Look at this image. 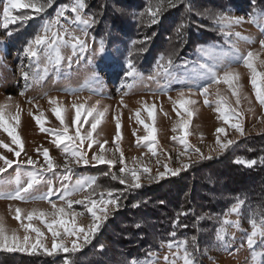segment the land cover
Wrapping results in <instances>:
<instances>
[{"label":"rangeland","instance_id":"rangeland-1","mask_svg":"<svg viewBox=\"0 0 264 264\" xmlns=\"http://www.w3.org/2000/svg\"><path fill=\"white\" fill-rule=\"evenodd\" d=\"M22 2L27 3L26 0H22ZM3 3L4 0H0V104L5 103L7 98L11 97L13 107L11 109H5V122L10 126L16 127L17 133L22 139L24 151L21 152L19 157H16L14 151H9L0 146V156L14 161L11 167H7L5 172L0 173V193L15 191L16 185L12 181H14L18 172L22 185L27 184L29 179L28 174L30 172H39L38 179L40 180L28 193L24 194L25 200L23 201L0 198V216L4 218V222L9 229V234H11L12 229H16L18 236L22 238L25 235L24 229L21 227V221H17L14 218L15 209L20 208L22 210L21 219L23 224L27 225L31 223L33 227L39 228L43 234L41 237L43 246L51 249L53 237L45 224L35 217L31 221L25 219L27 212L33 209L46 213L53 211L48 200L38 199V197L48 193L50 186L54 189L50 196L51 201L56 203L57 207L65 208L66 215L63 218L71 221L72 213L79 214L75 217L76 226L83 227L87 231L89 225L92 223V217L87 212L85 204H73L69 209L66 202L60 200L64 186L74 187L77 180L81 178L89 180L96 179L90 175L80 173L85 169L98 168L102 176H106L101 178H106L109 182L113 174L117 177L123 175L127 181L131 182V172L135 171L139 178L138 182L143 184L149 182L147 176L151 175L155 177L158 173H165V164H167L169 170L179 168V173H182L187 169L182 167L183 164L190 166L200 160L209 159V156L214 157L221 154L224 150H219V146L216 144L217 138L222 143L229 140L236 143L245 137L264 134V107L256 100L250 81L249 70L243 66L242 62H232L234 59L233 46L243 55H246L248 51H252L257 54L254 60L257 71L264 72V65L260 63V61H264V49L260 45V40L264 39V10H253L248 15L226 14L231 17H243L244 22L232 26L231 29H225V31L233 33L231 36H225L219 27L221 32L219 41L206 43L197 47L187 59L175 67H170V75L167 77L161 72L155 80H148L147 77L153 74L156 66L149 73H142L135 67L139 75L135 78L126 77L125 73L128 71V62L123 61L119 65L121 69L120 77L113 80L108 77V71L116 66L114 62L116 49H105L103 53L99 52L98 49L101 40L92 35L90 31L92 25L87 27V35H84L81 30L84 26H81V29H77L65 19V17L72 18L73 14L70 10L65 12V17L59 18L60 24L68 27L70 31H73L74 35L85 40L88 48L83 52L77 48L75 55L72 54L71 47L62 49L64 60L61 62L59 72H56L49 65L48 71L45 73V61L43 59H40L39 63H37V59L33 58L32 67H27L29 65V59L23 55L24 49L20 54H16L14 48L7 42L5 34L7 27L3 24L2 16ZM72 3L65 6H68L70 9ZM65 6L59 7L57 11ZM22 10L31 9H13L12 14ZM57 11L46 21L56 19ZM250 14L254 17V22H250ZM83 15L89 16L85 12ZM236 32H239L242 37L251 38L253 42L248 43L242 39H238L234 35ZM38 33L42 34V26ZM65 39H68V37L65 36ZM200 48L212 50L215 57H218L223 65L239 72V106H237L236 98L232 96L229 86L223 82L212 85L209 88L206 96L211 107L205 105V96L200 95V89L207 86L209 81L205 76L198 74V67L200 64H215L217 60L213 56L203 55L202 52L198 51ZM69 56L72 57L70 63L68 60ZM22 65L30 73V87L26 90L25 81L21 77ZM224 70V67L219 68L221 74ZM257 84L258 86L264 85V80L257 78ZM165 87L168 89L166 93L157 90L158 88ZM189 87H191V93L188 92ZM22 90H24L23 96L20 95ZM181 91L185 92L183 99L196 101L195 104L185 105V108L193 113L190 117L179 106V100L181 99L179 93ZM52 98L54 100L50 103V99ZM221 98H223V102L218 103ZM121 100L123 103H121ZM28 101H31V103ZM97 101H99L98 105L96 104ZM73 104L83 106L80 110L81 116L77 120L76 125L72 124V119L75 116ZM15 105H19L21 109L18 125L13 119L16 115ZM93 105H96L95 110L103 111L107 108V111L101 118V123L97 126V129L93 132L94 142L92 148L89 149L87 147L88 141H84L82 150L86 153L89 164H70L72 171L65 173V170L61 167L66 158L64 147L65 145L77 147L80 145V141L76 140L75 144H72L70 141H65V144L58 148L52 143L54 139L52 135L48 132L40 131V127L33 119V115L42 114L41 119L44 121L43 127L46 129L63 132V128L66 126L68 128V135L75 137L78 127L81 135L86 136L87 131L91 129L93 119L92 115H88V112L89 110H93ZM218 106L243 112V118L240 122L243 126L244 135H240L231 127L232 123L237 122L234 114L233 118L229 120V123H224L223 119H218L219 113L214 111ZM54 107H59L63 110L61 114L64 118V125H61L60 121L56 119L52 112V108ZM148 108L152 109L151 117H149L148 111L146 110ZM95 110H93V113ZM137 110L140 111V119L149 128L155 129V141L138 140V137H143L148 135V133L145 131L143 124L136 123L134 114ZM30 111L33 115L29 114ZM177 111L180 112V116H177ZM114 116H118L121 121L122 138L117 142H114L116 132ZM181 118L188 120V126L184 129L177 127L176 131H173V126L177 125ZM220 127L225 129L223 133L216 132V129ZM134 131L136 133L135 136L133 135ZM173 137H176V139H173ZM181 138L184 139L185 143H181ZM0 141L7 144L10 149L19 150L3 129H0ZM105 141H107L106 144H104ZM100 144H104V158L106 160H115L113 165L106 163L97 164L91 160L93 154H101ZM186 145L187 151L185 150ZM117 146H119L120 152L123 153L125 161L123 165L119 162L120 152H116L113 155ZM37 148L41 149L39 153L36 151ZM44 148L49 150L53 163L57 165L53 171L43 172L40 171L39 167L33 168V166L25 163L27 158L31 157L34 161H38L39 164L44 165L46 168L47 165L44 163L42 154ZM150 148L152 151H149ZM196 149H199V153L196 152ZM67 158L71 159L70 154ZM16 162H19V164ZM145 166L150 169L149 173L143 172ZM0 167H6L3 160H0ZM121 167H126L128 171L121 174ZM105 173H108V175H105ZM65 174L69 176V179L63 178ZM170 176L173 175L165 173L159 180ZM152 181L158 180L153 179ZM124 185L128 186L127 183ZM101 193H103L104 200L109 199L107 190L96 188L95 195H92L91 199L97 201V208L94 210L98 216L102 217L103 213L101 209L104 205L100 203ZM85 195H88V193L80 192L70 197V199L82 200ZM112 196L114 197V192H112ZM116 209L108 206L107 219ZM228 212L229 210L226 213ZM225 214L220 218V221L223 219L238 220L239 228H228V235L234 238L228 250H225L217 244L215 240L217 230L214 232L212 236V242L214 244L210 245L209 255L204 261V264H259L264 252L263 245L259 244L260 236L257 235L256 237L257 246L254 248L255 259H253V250L249 249L246 242L247 235L252 231L251 225L247 228L244 227L240 215L236 216L233 214L225 216ZM55 218L58 217L45 215L44 220L51 223ZM105 221L106 219H102L101 224ZM220 221L218 228L221 227ZM54 230L60 233L56 238L57 243L63 242L65 245L71 247L72 242L76 241V236L64 234L63 228L56 227ZM96 233L97 231L94 235ZM27 234L30 237V242L35 243L36 234L30 230ZM77 235L81 234L77 233ZM77 243L83 247L82 235ZM167 244H163L158 252L151 253L148 258L138 261L139 264H164V257L166 255L171 259ZM173 251H175V248ZM21 253L30 254L28 252ZM35 253L44 254L40 248ZM57 253L65 254L63 252ZM128 264L132 263L130 262ZM177 264H183L182 260H178Z\"/></svg>","mask_w":264,"mask_h":264},{"label":"trees","instance_id":"trees-1","mask_svg":"<svg viewBox=\"0 0 264 264\" xmlns=\"http://www.w3.org/2000/svg\"><path fill=\"white\" fill-rule=\"evenodd\" d=\"M28 2V0H26ZM74 0H52L44 12L33 10L14 12L30 15L26 22L10 23L5 29L7 42L20 54L30 39L38 34L43 23L59 7ZM163 0L157 23L148 14L161 0H85L84 12L94 18L92 35L103 41L104 49H116L115 67L108 71L110 79L120 77V62L130 59L142 73H149L163 54L171 56L175 67L187 59L197 47L217 42L221 38L216 14L248 15L253 10H264V0ZM143 14V15H141ZM183 24L182 30L176 29ZM9 33H11L9 35ZM143 42V43H133ZM108 65L111 66L110 63ZM237 161H256L251 167ZM264 134L245 137L230 145L221 154L190 165L182 173L149 181L139 188H130L119 180L102 176L98 168L85 169L96 179V189L114 192L117 208L87 244L75 254L0 251V264H64L67 257L75 264H128L148 258L169 241L187 239L191 251L192 237L197 238L198 264H204L212 236L220 218L236 203H245L240 213L244 227L250 220L257 222L264 214ZM104 184V185H102ZM187 212V215H179ZM179 220L180 226H175ZM187 225V227H184ZM175 232V237L170 234ZM101 245L103 248L101 249ZM264 251V245H263ZM259 264H264V252Z\"/></svg>","mask_w":264,"mask_h":264},{"label":"snow or ice","instance_id":"snow-or-ice-1","mask_svg":"<svg viewBox=\"0 0 264 264\" xmlns=\"http://www.w3.org/2000/svg\"><path fill=\"white\" fill-rule=\"evenodd\" d=\"M52 4V0H28L27 3L22 2V0H4L3 3V24L5 27L9 23H14L17 21L20 22H26L32 17L30 15H20L16 16L12 14L13 9H31L34 13L39 14L44 12L48 7H50ZM168 4L170 7L174 6L172 0H168ZM163 7V0H161V3L157 4L155 9L150 8L148 10V14L151 17V23L155 24L157 23V15L160 12V10ZM86 8L85 0H74L72 3L70 9L68 6H65L62 9H59L57 11V18L45 21L42 25V34L38 33L35 35L33 39H30L28 41V44L24 48L23 55L27 56L29 59V65L27 67H32V61L33 58L37 59V63H39L40 59H43L45 61V67L44 71L47 73L49 65L56 71L59 72V68L61 65V62L64 60V56L62 55V49L71 47L72 54H76L77 48L80 49L81 52L86 50L88 48V45L85 40L81 39L79 36L74 35L73 31H70L68 27H65L64 25L60 24V17H65L66 11H71L72 18L65 19L68 20V23L70 25H74L77 29H81V26H84L81 30L83 31L84 35H87V27H90L92 24L95 23V20L92 16H84V10ZM143 15V14H141ZM214 22L220 27L221 31L224 32L225 36H231L233 35L230 31H225V29H231L234 25H239L244 22L243 17H231L224 14H216L214 16ZM250 22H254V17L250 14L249 16ZM184 27L183 24L179 25L176 29L177 33H179L182 28ZM11 33H9L10 35ZM234 35L238 39H242L245 42L252 43L253 41L249 37H242L239 32L234 33ZM65 36L68 37V39H65ZM133 43H143V42H136ZM261 48L264 49V39L260 40ZM99 52L103 53L105 51L103 41L100 42L99 45ZM198 51L202 52L205 56H213L217 63L209 65V64H200L198 67V74L205 76L209 83L207 86L200 89V95L205 96L204 103L206 106L211 107V104L209 103L206 94L208 93L209 88L212 85L219 84L220 82H223L224 84L229 86V89L232 92V96L236 98V104L239 106L240 104V95H239V81H240V74L235 69H232L230 67H227L223 65L218 57H215V54L210 49H203L200 48ZM233 53H234V59L233 63H241L244 67H246L249 70L250 73V81L254 89L255 97L257 102L264 107V85L258 86L257 84V78H260L261 80H264V72L257 71L254 60L256 58V55L252 51H248L246 55L240 54L239 50L233 46ZM72 57L69 56L68 60L69 63L71 62ZM261 65H264V61H260ZM173 65V60L171 56H169L166 60L163 54L158 58L156 69L154 70L153 74L148 76V80H155L158 75H160L161 72L164 73V75L167 77L170 75L169 68ZM220 67H224L225 70L221 74L219 71ZM128 71L125 73L126 77H132L135 78L139 74L136 72L135 66L133 65L132 61L129 59L127 63ZM21 77L25 81V90L30 87L29 79H30V73L29 71L25 70L24 66H21ZM158 83V81H157ZM158 91L167 92L168 89L165 88H158ZM188 92L191 93V87H189ZM219 94V90H218ZM20 95H24V90L20 92ZM179 96L181 99L179 100V106L181 109L184 110L185 113L190 117L193 115L192 112H189L187 108H185L186 104H195L196 101L193 100H185L183 97L185 96V92L181 91L179 93ZM171 99V97H169ZM245 99H247L245 97ZM54 98L50 99V103L53 102ZM31 103V101H28ZM223 98L218 103H222ZM121 103L123 101L121 100ZM96 104H99V101L96 102ZM13 105L11 104V97H8L5 103L0 104V129H3L4 132L8 134V136L11 138L12 143H14L19 150H13L10 149L9 146L2 141H0V146L8 149L9 151H14V155L16 157H19L21 155V152L24 151L22 139L17 133L16 127L10 126L8 123L5 122V109H11ZM81 107L82 105L73 104V108L75 109V116L72 119V124L76 125L77 120L81 116ZM16 108V115L13 117V119L16 121L17 125L19 124V113L21 111L19 105H15ZM96 109V105H93V110ZM93 110H89L88 115H92L93 119L91 122V129L87 131L86 136H82L79 128L77 127L75 137L68 135V128L65 126L63 128V132H59L56 130H50L43 127L44 121L41 119V115H33L31 111L29 112L30 115H33V119L35 120L36 124L40 127V131L42 132H48L50 135L54 137L52 143H54L58 148L61 145L65 144V141H70L72 144H75L76 140L80 141V145L77 147H70L68 145H65L64 152L66 155L64 164L61 166L65 173H70L72 171L70 164H77V165H88L89 159L87 158L86 153L83 152V144L84 141H88L87 147L89 149L92 148L93 145V132L97 129V126L101 123V118L105 115V112L107 111V108H105L103 111L95 110L93 113ZM148 111L149 117L152 116V109L148 108L146 109ZM62 109L59 107L52 108V112L54 113L57 120L60 121L61 125H64V118L62 117ZM214 111L219 113L218 119H223L224 123H229V120L234 117L237 122L232 123L231 127L236 130L237 133L240 135H244L243 126L240 122L243 118V112L237 111L236 109H228L227 107L221 108L217 107L214 109ZM135 120L137 124H143L145 131L148 133V135H145L143 137H138V140H151L155 141L156 137L154 135L155 129L149 128L147 124L143 120L140 119V111L137 110L135 112ZM177 116H180V112L177 111ZM115 120V137L114 142H117L121 140L122 133H121V121L118 116L113 117ZM188 120L181 118L179 123L177 125L173 126V131H176V128L179 127L180 129H184L188 126ZM225 129L223 127L217 128V133H223ZM133 135L135 136V131L133 132ZM173 139H176V137H173ZM107 141L104 142L106 144ZM181 143H185L184 139L181 138ZM234 141H227V142H221L219 138L216 140V144L219 146V150L223 151L227 149L231 144H233ZM104 144H100L101 148V154H93L91 156V160L95 161L97 164L106 163L108 165H113L115 163L114 159H105L103 155V149ZM185 150L187 151V145L185 146ZM215 150V149H213ZM36 151L39 153L41 151L40 148H37ZM149 151H152L150 148ZM116 152H120L119 146L116 147L115 151L113 152V155H115ZM196 152L199 153V149H196ZM44 163L47 165L45 168L44 165L39 164L38 161H34L31 157L27 158L25 161L26 164L33 166V168L39 167L40 171L47 172V171H53L57 165H55L50 157L49 150L47 148H44L42 151ZM70 154L71 159H68V155ZM203 158V157H202ZM209 159L211 156L208 157ZM135 159V158H134ZM0 160H3V163L6 167H0V173H3L6 171L7 167H11L14 163L12 160H8L7 158L0 156ZM122 165L124 164V158L123 153L120 152V161ZM238 163H246L247 166L251 167L256 163V161H237ZM264 162V161H262ZM19 164V162H16ZM159 163V161H157ZM183 168H188V164H183ZM165 173H168L170 175H177L180 171V169L176 170H169L167 164L164 165ZM128 171L126 167L120 168V173L124 174ZM144 173H149L150 169L148 167L143 168ZM165 173H158L155 177H152L151 175L147 176V179L151 182L153 179L159 180L161 179ZM29 179L27 181L26 185H22L19 172L17 173L16 178L12 183H15L16 189L14 192H7V193H0V198H7L10 200H25L24 194L28 193L34 185L38 184L40 180L38 179L39 172H30ZM105 175H108V173H105ZM64 179H69L68 175H64ZM131 182L127 181L126 178L121 175L117 177L116 175H112V179H119V182L121 184H128L130 188H139L141 187V184L138 182V176L135 171L131 172ZM95 186H96V180L95 179H78L76 182V185L74 187L70 186H64L63 193L60 195V200L66 202L67 207L70 209L73 204H81L84 203L85 207L87 209V212L91 214L92 217V223L89 225L88 230L85 231L83 227H77L75 223V217L76 213L71 214V221L65 220L63 217L66 215L65 208L64 207H57V204L52 202L50 199V196L54 189L50 186L48 189V193L44 196L38 197V199L42 200H48V202L51 204V207L53 211L51 213H46L44 211H38L36 209H33L29 212H27V215L25 219L28 221H31L34 217L37 219H40L45 226L48 228V230L51 232L53 237L52 247L51 249H48L47 247H44L41 242L42 233L39 228H35L32 226L31 223H28L27 225L23 224V221L21 219V209L16 208L15 209V219L17 221H21V227L24 229L25 235L21 238L17 235V230L12 229L11 234H9V229L7 228L4 218L0 216V250L6 251V252H28L30 254L35 253L38 248H40L44 254L48 256H53L57 252H63L65 254H75L78 252L82 245L77 243L78 240L81 239V235L83 237V243L87 244L92 235L96 231L99 230L100 224L102 219H107L108 216V206H112L113 208H119L120 204L118 201V198H115L112 196L111 189H108V196L109 199L104 200L103 193H101V199L100 203L104 205V207L101 209V212L103 213V216H98L96 211L94 209L97 208V201L95 199H91L92 195H95ZM80 192H86L88 195H85L82 200H72L70 197L73 195H77ZM86 202V203H85ZM245 201L237 198V201L233 206L230 208L229 212L225 214V216L233 215L239 216L242 210V207L244 205ZM187 212H182L179 215H187ZM45 215H52L53 217H58L53 219L51 223L44 220ZM221 227L217 229L215 240L217 244L222 246L225 250H228L232 241L233 237H230L228 235V228L234 227L239 228V221H233L229 219H223L220 221ZM252 231L250 234L247 235V245L250 250H253V259H255V252L254 248L257 246L256 237L257 235L260 236V245H264V214H261V219L259 222L253 217L250 220ZM175 226H180L179 220L175 221ZM59 227L63 228V232L66 235L76 236V241H73L71 244V247L65 245L63 242L57 243L56 238L60 235V233L54 228ZM184 227H187V225H184ZM34 232L36 234V242L31 243L30 237L27 234L29 232ZM77 233L81 235H77ZM172 237H175V232L170 234ZM103 246L101 245V249ZM167 248L170 252L171 259L168 255L164 257V264H177L178 260H182L183 264H198L197 260V253L199 252V248L197 245V238L195 236L192 237V243H191V251H189V245L187 239L179 241L177 243H173L172 241H169L167 244ZM175 248V251L173 249ZM64 264H75V262L71 259V257H67L64 260ZM132 264H139L138 261H133Z\"/></svg>","mask_w":264,"mask_h":264}]
</instances>
